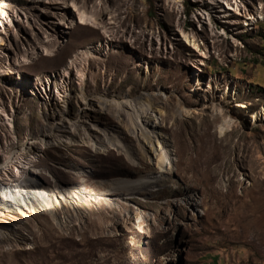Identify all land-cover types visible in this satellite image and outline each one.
Segmentation results:
<instances>
[{"label":"rangeland","instance_id":"1","mask_svg":"<svg viewBox=\"0 0 264 264\" xmlns=\"http://www.w3.org/2000/svg\"><path fill=\"white\" fill-rule=\"evenodd\" d=\"M212 1L76 0L98 24L65 28L71 6L0 0V116L16 126L0 134L18 139L7 155L20 169L0 183L26 190L0 216V264H264V0H227L231 16ZM57 72L58 97L31 95L33 79ZM62 112L44 140L67 143H45L21 169L46 114ZM147 112L168 145L148 143ZM224 119L235 127L221 134Z\"/></svg>","mask_w":264,"mask_h":264},{"label":"bare ground","instance_id":"2","mask_svg":"<svg viewBox=\"0 0 264 264\" xmlns=\"http://www.w3.org/2000/svg\"><path fill=\"white\" fill-rule=\"evenodd\" d=\"M39 1H44V0H39ZM213 1H217L215 3H217L218 5L219 4H222L223 2H227V0H213ZM47 2H49V4L51 3V4H55V5L56 4L57 5H68V6H71L73 8V13H74V16L75 17L72 18V17H67L66 15H64L65 16L64 20H62V21L60 20V22H59V25H63L64 24L65 28H75L78 25L90 24L92 22L96 23L95 17L91 13H88L87 11H85L84 9H82V7H80V5L76 2V0H47ZM219 7H221V10L220 11L222 13H224L225 16H231V14H229L230 13V10L227 8V6L224 3L221 6H219ZM251 13H249V15H252ZM203 15L204 14H202L200 16L201 19H203ZM251 17L254 18V19H256V16H254V17L251 16ZM68 18L71 19L70 22L67 21ZM14 19H17V18L15 17ZM14 19H11V21H14ZM65 19H66V22H65ZM19 20L22 22L23 21L22 20V17ZM6 21H8V20L6 19ZM3 22L4 21L2 19H0V24L1 25L3 24ZM96 24H98V22ZM184 37L194 47L200 48V45L198 44L195 35H192L189 32H184ZM45 51H47V50L45 49ZM93 51H94V49L92 47H90V48L87 49V52H83V54L81 53V55H85V56L87 54L88 55H91V53H93ZM31 52L33 53V50L32 51H27L22 56H24V57L25 56L30 57V53ZM81 55H79V57ZM24 57H22V58L25 59ZM79 57L77 55L74 59H72V61H70L71 64L68 67L64 68L65 70H62L63 71L62 74H65L66 76H67V74H70L72 67L75 65V63H76V61L78 60ZM57 74L59 76L61 73L57 72V73L48 74L47 78L44 77V76H38L35 79H33L32 82H31V85H32L31 90H30L31 95H33L34 97L39 96L40 98H42L44 100H50L51 97L54 98L55 96L58 97V89H53L52 90V86L54 84V81L57 80V77H58ZM82 90H84V89H82ZM144 99H146L149 103L151 101L149 96H145ZM132 104H135L136 106L137 105H142L141 102H138V101L136 103L135 102L133 103V101H131L130 102V105H132ZM108 105H109V103L108 102H105V103L101 104V107L100 108L106 110V108H108ZM121 106H122L121 104L118 106V108L120 109L118 113L119 114L121 113L120 115L122 116V108H121ZM64 107H65V111L66 112H69V110L71 108V105H70L69 101H67L65 103ZM139 107H141V106H139ZM154 108L155 107L152 105V110H154ZM185 112H186V114H190L191 113V109H185ZM148 113L149 112L144 113L142 115V119H141V121L144 123L143 124L144 125V128H146L147 126H149L153 130V133H154L152 135L151 132L145 131L144 134H145V138L148 140V143L150 145H153L154 146V141H157L158 143L168 145V140H166V138L163 137L162 135H160L158 133V131L156 130L158 128L157 126L159 125L157 123V121H156V118H154L153 115H150ZM2 115H3L2 117L0 116V127H1V125H5L9 129L10 133L11 132L14 133V128H16V126L14 127V124H13V122H14V118L12 117L13 114H12V116H10L5 111L4 114H2ZM58 115H59V117H58ZM65 115H67V113H65V112H62V114H58V113H56V114L55 113L54 114L47 113L46 114V119L49 120V121H50V119L52 120L51 121V124H49V127L45 128V129H47V131L40 138V142L37 143L36 145H34V143H32L31 144V147L28 148L29 152H28L27 155L25 154L27 159L29 158L28 156L31 155L32 153L35 154L36 152H38V150L41 149L44 146L45 143L48 146L49 145L50 146L60 145V142L61 141H64V142L67 143L68 140H64V138H63V137H65L64 134H62V135H56L55 136L56 139L55 138L51 139V142H47V141L44 140V137L45 136L50 135L54 131V130L52 131V130H49V129H53V127H55V128H58V127L64 128V126H63L64 124H62V121H63V118H64ZM50 116H52L53 119ZM70 122H71V124L67 127L68 130H71V132L73 131L74 132L73 134H75V135L78 134V136H81L80 139H81L82 142H85V143L88 142L89 138L87 137L86 134H84L82 132V129L84 128L83 125L80 124L78 121H74L73 122L72 120H70ZM234 127H235V122L232 119L231 120L224 119L222 125L220 126L221 134H224L225 132H227L229 130H233ZM80 128H82V129L80 130ZM15 132H16V130H15ZM105 135H107V134H105ZM68 136H70V134ZM68 136H67V138H68ZM57 137H59V138L57 139ZM68 139L70 141L72 138L69 137ZM17 140H16V137H14V135H13V138L10 141L3 142L2 139H1V134H0V158H1V161H2V165H0V172L1 173L3 172V174H5V175L8 172L9 173H13V172H19L20 171V169H15L13 165L12 166L10 165V158H9L10 156H8L9 155L8 153H10L9 152V149H11L10 147H12V146L15 147L16 145L18 146V143H17L18 141ZM105 141L108 142V143H110V144H112V145H114L115 146V148L113 147L114 150H120V148H122V146L113 143V140L111 138L110 139L107 138V140H105ZM68 143H70V142H68ZM101 143H103V142H101ZM46 144H45V146H47ZM13 147H12V149H13ZM96 148H97V151L98 152L99 151L101 152L103 150L100 145H98ZM168 157L169 156H167L166 153L160 155V157L158 156V159H157L158 166L159 167H164V165H166V163L168 162L167 161L168 160ZM29 160L30 159H28L25 163H23V160H22V162L20 163V166L19 167L21 169L24 168L25 165H28ZM7 179H9V178H7ZM134 184H135L134 182H131V185H134ZM61 191H62L61 192V197L62 198H72V197H75L76 198V195L73 193L72 190H68L66 188V189H62ZM20 192L24 194V192H26V190H24V192L21 191V190H18L17 191L15 186H12V185H2V183H0V194L4 197L2 201L0 199V216L4 212L13 213L17 209L19 210L20 207L23 204H26L24 202V201H26L25 198L19 197L21 195ZM30 193H31V191L29 190V194ZM26 194H28V193H26ZM16 196H17V198H16ZM4 200H7V201H4ZM13 235H15V234H13ZM9 238L10 237H8V236L5 235V232L0 231V241H7V240H9ZM11 238H12V236H11ZM13 239H14V242H16V243H20V242L22 243V241L24 240V237H22L21 235H17L15 237H13Z\"/></svg>","mask_w":264,"mask_h":264}]
</instances>
